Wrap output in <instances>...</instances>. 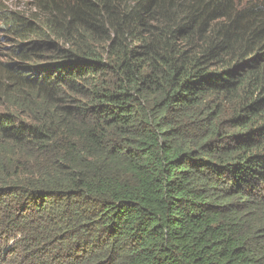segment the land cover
Instances as JSON below:
<instances>
[{
	"label": "trees",
	"instance_id": "1",
	"mask_svg": "<svg viewBox=\"0 0 264 264\" xmlns=\"http://www.w3.org/2000/svg\"><path fill=\"white\" fill-rule=\"evenodd\" d=\"M0 15V264H264V0Z\"/></svg>",
	"mask_w": 264,
	"mask_h": 264
},
{
	"label": "rangeland",
	"instance_id": "2",
	"mask_svg": "<svg viewBox=\"0 0 264 264\" xmlns=\"http://www.w3.org/2000/svg\"><path fill=\"white\" fill-rule=\"evenodd\" d=\"M33 0H0V12L2 11H12V12H28L31 10V4ZM0 25H1V15H0ZM3 33L0 30V37Z\"/></svg>",
	"mask_w": 264,
	"mask_h": 264
}]
</instances>
